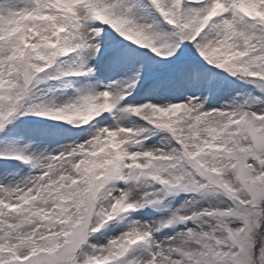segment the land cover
<instances>
[{"label":"snow or ice","instance_id":"6c2138e0","mask_svg":"<svg viewBox=\"0 0 264 264\" xmlns=\"http://www.w3.org/2000/svg\"><path fill=\"white\" fill-rule=\"evenodd\" d=\"M0 264H264V0H0Z\"/></svg>","mask_w":264,"mask_h":264},{"label":"rangeland","instance_id":"374dc122","mask_svg":"<svg viewBox=\"0 0 264 264\" xmlns=\"http://www.w3.org/2000/svg\"><path fill=\"white\" fill-rule=\"evenodd\" d=\"M142 51H147V50H142ZM149 55H151V53H149ZM130 99H131V97H130Z\"/></svg>","mask_w":264,"mask_h":264}]
</instances>
